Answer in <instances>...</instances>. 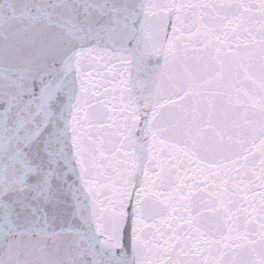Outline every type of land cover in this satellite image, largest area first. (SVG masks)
<instances>
[{"label":"snow or ice","instance_id":"1","mask_svg":"<svg viewBox=\"0 0 264 264\" xmlns=\"http://www.w3.org/2000/svg\"><path fill=\"white\" fill-rule=\"evenodd\" d=\"M0 264H264V0H0Z\"/></svg>","mask_w":264,"mask_h":264},{"label":"water","instance_id":"2","mask_svg":"<svg viewBox=\"0 0 264 264\" xmlns=\"http://www.w3.org/2000/svg\"><path fill=\"white\" fill-rule=\"evenodd\" d=\"M144 2L145 3H148L149 0H144ZM99 63L102 65L104 63V61L103 60H100ZM101 71H106V69H104L103 67H101ZM96 79H99V77H97ZM101 91H102V89H101Z\"/></svg>","mask_w":264,"mask_h":264}]
</instances>
